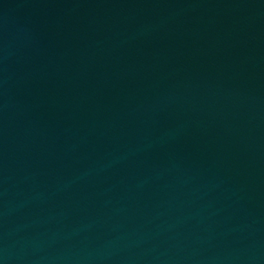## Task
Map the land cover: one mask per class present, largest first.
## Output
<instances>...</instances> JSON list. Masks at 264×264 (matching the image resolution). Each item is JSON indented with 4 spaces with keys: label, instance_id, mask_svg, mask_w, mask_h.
Segmentation results:
<instances>
[{
    "label": "water",
    "instance_id": "95a60500",
    "mask_svg": "<svg viewBox=\"0 0 264 264\" xmlns=\"http://www.w3.org/2000/svg\"><path fill=\"white\" fill-rule=\"evenodd\" d=\"M0 264H264V0H0Z\"/></svg>",
    "mask_w": 264,
    "mask_h": 264
}]
</instances>
